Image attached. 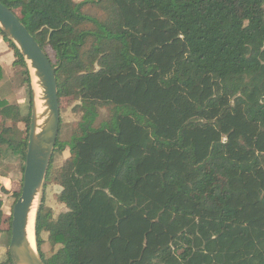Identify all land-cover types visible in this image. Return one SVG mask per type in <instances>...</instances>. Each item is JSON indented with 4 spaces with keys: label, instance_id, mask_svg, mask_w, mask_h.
<instances>
[{
    "label": "trees",
    "instance_id": "16d2710c",
    "mask_svg": "<svg viewBox=\"0 0 264 264\" xmlns=\"http://www.w3.org/2000/svg\"><path fill=\"white\" fill-rule=\"evenodd\" d=\"M0 2L50 60L59 106L71 97L82 114L64 139L59 119L45 180L67 149L56 168L66 210L37 208L44 264H264V0ZM0 34L31 102L27 63ZM0 108L25 125L0 129L22 160L19 189L0 184L15 202L31 111ZM6 253L0 264H13Z\"/></svg>",
    "mask_w": 264,
    "mask_h": 264
},
{
    "label": "water",
    "instance_id": "95a60500",
    "mask_svg": "<svg viewBox=\"0 0 264 264\" xmlns=\"http://www.w3.org/2000/svg\"><path fill=\"white\" fill-rule=\"evenodd\" d=\"M0 29L27 63L32 91L24 170L20 194L12 206L8 251L13 264H44L36 245L35 226L34 246L29 240L27 226L33 203L46 177L58 132L60 108L55 70L17 12L2 2Z\"/></svg>",
    "mask_w": 264,
    "mask_h": 264
},
{
    "label": "rangeland",
    "instance_id": "374dc122",
    "mask_svg": "<svg viewBox=\"0 0 264 264\" xmlns=\"http://www.w3.org/2000/svg\"><path fill=\"white\" fill-rule=\"evenodd\" d=\"M91 11V10H90ZM17 14L20 15L19 10H16ZM50 55L53 57V53L49 51ZM17 73L19 82L21 83V91H20V97L18 99L19 106L22 114H27L29 111H31V102L29 101V95L27 93L26 85L23 82V77L20 75V67L17 66ZM36 88V87H35ZM77 101L72 99L71 97H64L60 99V119L62 121V134L61 138L64 139L68 137V131L72 128V125L80 120L81 113L76 112L73 110V107ZM99 115L96 119V122L100 121L105 115H106V109L99 108ZM19 116H17V120H12L10 122H4L0 121V129L3 126L6 125H17L19 128L24 129L25 125L23 122L19 121ZM4 147H0V170H10L11 165L14 163V160H11V158L14 156L12 152L8 149L6 151H3ZM18 157V156H17ZM68 157V150H64L63 152L55 151L52 159V173L50 177L47 180H44L42 189L40 190L38 196H37V208L39 204L41 203V200L43 199L44 205L50 207L53 211V215L57 216L60 212L65 211L66 207L63 203H60L58 201V195L61 191V186L59 184V179L57 176L56 168H58L63 160ZM14 158V157H13ZM15 159V158H14ZM19 159V157H18ZM22 164V160L19 159V162L17 165H15L18 169V182L16 183V190L20 187V165ZM208 170L215 172V178L217 181L220 182V184L225 187L226 183L223 178L219 177L216 174V167L214 164L209 162L206 165ZM10 172V171H9ZM10 201V202H9ZM14 202V196L11 194L8 195V197L5 195V201L3 205L4 213L2 217H0V259L7 257V249H8V229L10 227V216L12 214V206ZM42 237L44 238V243L41 247L42 251L49 255L51 253V247L49 245V242L46 240L47 234L45 232L42 233ZM58 247V246H57ZM55 247V249L57 248Z\"/></svg>",
    "mask_w": 264,
    "mask_h": 264
},
{
    "label": "crops",
    "instance_id": "0c3cea01",
    "mask_svg": "<svg viewBox=\"0 0 264 264\" xmlns=\"http://www.w3.org/2000/svg\"><path fill=\"white\" fill-rule=\"evenodd\" d=\"M14 60L15 56L13 50L9 47L7 41H5L0 34V100H6L9 103H11L13 99L19 103L18 99L20 97V88L22 87L17 73L18 65L13 64ZM17 116V113L11 111L10 109L0 108V121H15L17 120ZM13 157L11 160H14V163L11 165L10 170H0V184L10 191L17 189L16 183L18 182V169L15 165L18 164L20 157L19 159L17 156ZM0 194L2 195L4 205L5 195L8 197L10 193H2L0 190Z\"/></svg>",
    "mask_w": 264,
    "mask_h": 264
},
{
    "label": "bare ground",
    "instance_id": "6f19581e",
    "mask_svg": "<svg viewBox=\"0 0 264 264\" xmlns=\"http://www.w3.org/2000/svg\"><path fill=\"white\" fill-rule=\"evenodd\" d=\"M35 79V77L33 76V80ZM36 87V86H35ZM37 88V87H36ZM39 90V88H38ZM38 92V91H37ZM36 210H37V201L35 199L33 206H32V210L30 213V217H29V223L27 226V230H28V237L29 240L31 241V244L34 246V226H35V215H36Z\"/></svg>",
    "mask_w": 264,
    "mask_h": 264
}]
</instances>
